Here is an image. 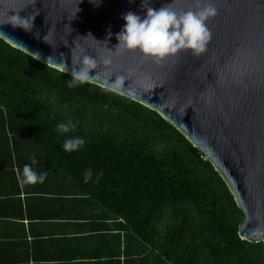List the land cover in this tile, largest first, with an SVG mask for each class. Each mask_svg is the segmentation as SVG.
Listing matches in <instances>:
<instances>
[{"label": "trees", "instance_id": "trees-1", "mask_svg": "<svg viewBox=\"0 0 264 264\" xmlns=\"http://www.w3.org/2000/svg\"><path fill=\"white\" fill-rule=\"evenodd\" d=\"M71 79L0 39V174L12 184L0 198L17 195V184L37 193L22 182L35 156L37 171L64 184V200L97 209L87 218L111 237L104 264H264V243L238 239L242 213L180 133L126 97ZM69 122L75 129L61 133ZM75 137L85 144L64 151Z\"/></svg>", "mask_w": 264, "mask_h": 264}, {"label": "water", "instance_id": "water-1", "mask_svg": "<svg viewBox=\"0 0 264 264\" xmlns=\"http://www.w3.org/2000/svg\"><path fill=\"white\" fill-rule=\"evenodd\" d=\"M142 2L0 0V39L70 76L88 68L87 83L155 112L222 180L242 213L238 239L264 243V0H150L177 13L217 10L203 53L180 51L160 63L115 49L123 15L143 18ZM33 17L31 31L19 26Z\"/></svg>", "mask_w": 264, "mask_h": 264}, {"label": "crops", "instance_id": "crops-1", "mask_svg": "<svg viewBox=\"0 0 264 264\" xmlns=\"http://www.w3.org/2000/svg\"><path fill=\"white\" fill-rule=\"evenodd\" d=\"M38 184H29L37 193H25L17 184V195L9 201L0 198V264L109 263L111 237L98 231L99 221L87 218L99 216L95 206L67 202L62 195L64 184L49 178ZM11 185L0 174V190ZM19 212L21 216L16 217Z\"/></svg>", "mask_w": 264, "mask_h": 264}, {"label": "clouds", "instance_id": "clouds-1", "mask_svg": "<svg viewBox=\"0 0 264 264\" xmlns=\"http://www.w3.org/2000/svg\"><path fill=\"white\" fill-rule=\"evenodd\" d=\"M149 3L150 0L147 3L143 0L141 4V8L146 13L143 18L131 11L123 15L124 27L117 34L118 43L115 49L126 52H139L143 57L152 59L155 63H160L166 57L173 56L180 51H187L193 56H199L206 50L207 43L212 36L206 21L209 17L216 15L217 10L215 7L208 4L199 11L189 10L177 13L171 9L170 5H164L157 10L150 7ZM34 18L31 22L27 19H20L19 26L22 29L31 31ZM89 35L91 36V34ZM44 42L46 43V36ZM84 63L94 64V61L89 57H85ZM71 76L72 79L68 81V86L74 87L77 82L83 83L89 80V69L81 68L71 73ZM78 123L79 121L76 122V124ZM76 124L71 122L61 123L57 128L61 133H68L75 129ZM84 144V139L80 137L68 138L63 142V149L66 152H73ZM40 164L41 161L33 156L31 164L23 166V183L35 185L45 181L48 172L37 171L33 167V165ZM84 175L85 182H87L91 178L92 170H86Z\"/></svg>", "mask_w": 264, "mask_h": 264}]
</instances>
